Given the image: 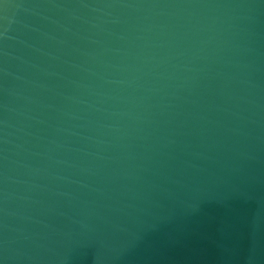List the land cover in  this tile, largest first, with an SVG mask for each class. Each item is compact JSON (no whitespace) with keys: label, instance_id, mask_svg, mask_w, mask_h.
I'll return each instance as SVG.
<instances>
[{"label":"water","instance_id":"95a60500","mask_svg":"<svg viewBox=\"0 0 264 264\" xmlns=\"http://www.w3.org/2000/svg\"><path fill=\"white\" fill-rule=\"evenodd\" d=\"M0 264H264V0H0Z\"/></svg>","mask_w":264,"mask_h":264}]
</instances>
